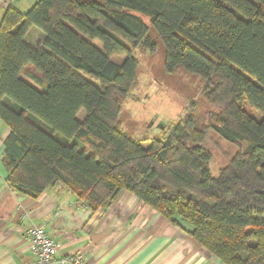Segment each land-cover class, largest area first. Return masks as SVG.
I'll list each match as a JSON object with an SVG mask.
<instances>
[{"label":"trees","instance_id":"trees-1","mask_svg":"<svg viewBox=\"0 0 264 264\" xmlns=\"http://www.w3.org/2000/svg\"><path fill=\"white\" fill-rule=\"evenodd\" d=\"M142 17L164 46L165 69L200 76L203 98L220 110L204 121L193 107L147 142L119 120L137 79L133 48L156 47ZM30 27L43 33L35 45L25 41ZM0 118L9 127L2 164L15 191L35 198L60 183L94 211L127 190L185 224L221 263L264 264V0L8 7L0 21ZM208 131L240 147L216 176Z\"/></svg>","mask_w":264,"mask_h":264},{"label":"crops","instance_id":"crops-1","mask_svg":"<svg viewBox=\"0 0 264 264\" xmlns=\"http://www.w3.org/2000/svg\"><path fill=\"white\" fill-rule=\"evenodd\" d=\"M35 1L0 0V21L8 7L26 11ZM42 37L40 29L30 27L25 41L35 45ZM21 78L40 90L25 74ZM83 117L81 109L77 118ZM8 132L0 118V264L34 259L26 240L30 226H42L56 242L52 264H69L65 258L74 254L90 264H223L189 235L185 224H172L127 190L94 211L60 183L35 198L15 191L2 164Z\"/></svg>","mask_w":264,"mask_h":264},{"label":"rangeland","instance_id":"rangeland-1","mask_svg":"<svg viewBox=\"0 0 264 264\" xmlns=\"http://www.w3.org/2000/svg\"><path fill=\"white\" fill-rule=\"evenodd\" d=\"M142 19L149 25L148 19ZM149 35L156 44L154 51L142 46L133 48L137 59L136 83L123 99L119 120L121 128L132 138L147 142L169 130L187 111L194 107L200 120L208 114L218 113L219 108L210 105L202 96L204 81L200 76L184 69L168 72L164 66V46L149 25ZM94 44L100 45L95 41ZM252 115L259 114L249 107ZM211 153L210 171L216 176L220 169L240 149L238 145L225 142L212 131H208L204 142Z\"/></svg>","mask_w":264,"mask_h":264},{"label":"built area","instance_id":"built-area-1","mask_svg":"<svg viewBox=\"0 0 264 264\" xmlns=\"http://www.w3.org/2000/svg\"><path fill=\"white\" fill-rule=\"evenodd\" d=\"M26 240L30 243L34 259L27 264H52L55 261L57 244L42 226H30L26 231ZM69 264H90L81 254L65 258Z\"/></svg>","mask_w":264,"mask_h":264}]
</instances>
